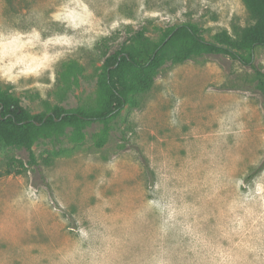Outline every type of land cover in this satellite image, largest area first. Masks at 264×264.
I'll return each mask as SVG.
<instances>
[{
    "label": "rangeland",
    "instance_id": "374dc122",
    "mask_svg": "<svg viewBox=\"0 0 264 264\" xmlns=\"http://www.w3.org/2000/svg\"><path fill=\"white\" fill-rule=\"evenodd\" d=\"M186 22L210 41L250 23L242 0H0V90L32 115L96 107L107 54ZM253 74L221 54L167 62L101 145L100 122L82 142L37 135L36 163L0 142V264H264Z\"/></svg>",
    "mask_w": 264,
    "mask_h": 264
},
{
    "label": "trees",
    "instance_id": "16d2710c",
    "mask_svg": "<svg viewBox=\"0 0 264 264\" xmlns=\"http://www.w3.org/2000/svg\"><path fill=\"white\" fill-rule=\"evenodd\" d=\"M242 2L250 23L234 28L233 35L225 30L219 32L215 41L205 39L200 28L188 22L168 27L157 42H150L143 31H136L133 44L104 57L97 79L96 107L63 109L54 105L45 112L32 115L17 98L0 90V142L24 148L28 162L36 163L31 147L37 135L58 137L65 135L66 128L70 127V140L82 142L86 125L100 122L102 128L97 143L101 145L111 120L126 104L134 103V95L151 88L161 66L203 54H221L250 67L254 73V87L261 93L264 104V70L254 60V48L264 46V0ZM244 50L246 54L242 53ZM63 76L65 87L77 83L74 67L68 66ZM20 164L23 166L22 162Z\"/></svg>",
    "mask_w": 264,
    "mask_h": 264
},
{
    "label": "water",
    "instance_id": "95a60500",
    "mask_svg": "<svg viewBox=\"0 0 264 264\" xmlns=\"http://www.w3.org/2000/svg\"><path fill=\"white\" fill-rule=\"evenodd\" d=\"M112 67H114V66H112Z\"/></svg>",
    "mask_w": 264,
    "mask_h": 264
}]
</instances>
